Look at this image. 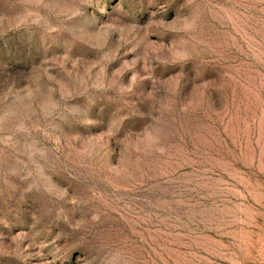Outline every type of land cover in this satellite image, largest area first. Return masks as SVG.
<instances>
[{
  "label": "rangeland",
  "instance_id": "374dc122",
  "mask_svg": "<svg viewBox=\"0 0 264 264\" xmlns=\"http://www.w3.org/2000/svg\"><path fill=\"white\" fill-rule=\"evenodd\" d=\"M0 264H264V0H0Z\"/></svg>",
  "mask_w": 264,
  "mask_h": 264
}]
</instances>
